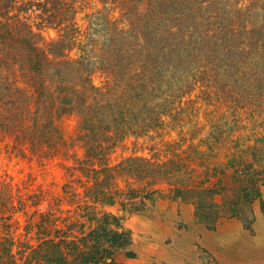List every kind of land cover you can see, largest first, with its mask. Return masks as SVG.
<instances>
[{"label": "trees", "instance_id": "1", "mask_svg": "<svg viewBox=\"0 0 264 264\" xmlns=\"http://www.w3.org/2000/svg\"><path fill=\"white\" fill-rule=\"evenodd\" d=\"M80 1L0 0V146L63 171L59 190L0 176V264H126L125 217L156 193L214 229L264 184V0H102L83 23ZM194 95L247 118H217L194 145ZM176 128L165 150L112 161L130 139Z\"/></svg>", "mask_w": 264, "mask_h": 264}, {"label": "rangeland", "instance_id": "2", "mask_svg": "<svg viewBox=\"0 0 264 264\" xmlns=\"http://www.w3.org/2000/svg\"><path fill=\"white\" fill-rule=\"evenodd\" d=\"M78 6V20L83 23L86 15L100 10L104 5L102 0H82ZM105 7L112 8L109 4ZM110 15L118 19L120 12L113 8ZM30 21L43 40L48 41L54 37L52 30H38V20L34 14L30 15ZM93 81L95 85L100 82L97 76ZM195 96L192 97L195 103L187 110L189 118L192 112L195 117L190 118V123L183 126L186 139L196 138L193 140L194 145L205 138L211 122L217 118H228L231 114L235 118H247V115L242 113L235 115L225 108L207 106L209 101L206 96ZM245 125L244 122L238 125V133L242 136L249 134V125H246L245 130L241 129ZM202 126V132H197ZM72 129V122L66 121L63 124L66 134H70ZM178 131L177 128L167 130L160 137H154L152 140L140 139L136 144L130 139L123 147L117 149L112 161L117 162L132 153L150 156L156 151H163L166 149L165 142L177 140ZM241 143L244 146L252 145L243 141ZM255 164L258 171L263 170L264 181V164L261 168L257 162ZM28 173L35 178L34 188L42 185L43 189L47 190L49 185L55 183L57 187L54 189L59 190L63 182V171L56 163L43 168L34 162L27 163L25 160L9 156L0 146V176L7 175L17 181L25 179ZM112 211L117 212V209L113 208ZM239 215L238 219H221L214 229H207L195 220V207L192 203L176 199L166 191L158 192L145 202L139 213L125 217L123 226L131 236V244L125 250L132 252L135 257L125 259L121 256L118 261L126 264H264V184L260 188V197L250 207H241Z\"/></svg>", "mask_w": 264, "mask_h": 264}, {"label": "bare ground", "instance_id": "3", "mask_svg": "<svg viewBox=\"0 0 264 264\" xmlns=\"http://www.w3.org/2000/svg\"><path fill=\"white\" fill-rule=\"evenodd\" d=\"M235 248V247H234ZM242 253V252H241ZM230 254V253H229ZM247 259V258H246ZM234 261V260H233ZM236 261V260H235ZM252 261V260H251ZM254 261H256V260H254ZM256 263V262H255ZM244 264V263H243ZM246 264V263H245ZM253 264V263H252Z\"/></svg>", "mask_w": 264, "mask_h": 264}, {"label": "crops", "instance_id": "4", "mask_svg": "<svg viewBox=\"0 0 264 264\" xmlns=\"http://www.w3.org/2000/svg\"><path fill=\"white\" fill-rule=\"evenodd\" d=\"M261 230L263 231L262 226H261ZM263 235H264V232L262 233V237H263Z\"/></svg>", "mask_w": 264, "mask_h": 264}]
</instances>
